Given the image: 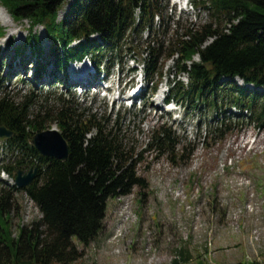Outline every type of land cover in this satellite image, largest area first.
Returning a JSON list of instances; mask_svg holds the SVG:
<instances>
[{"label": "trees", "instance_id": "16d2710c", "mask_svg": "<svg viewBox=\"0 0 264 264\" xmlns=\"http://www.w3.org/2000/svg\"><path fill=\"white\" fill-rule=\"evenodd\" d=\"M189 1L205 9L210 20L186 24L168 45L157 37L168 21L178 23L170 13L165 15L168 0H72L58 20L57 11L65 0H0V4L11 19L27 21L25 38L14 49L20 56L24 47L34 44L36 74L43 73L49 62L62 73L67 63L87 58L95 74L102 76L109 67L118 66L123 48L131 49L124 47L127 35L145 31L152 37L135 44L145 83L155 90L163 78L160 59L171 58L176 75L185 74V81L166 80L164 101L213 110L217 122L208 125L207 139L222 141L241 126L239 119L246 113L254 127L264 129V0ZM37 25L49 40L47 54L41 52L33 32ZM32 95L14 102L6 92L0 93V125L11 132L0 138L4 152L0 172L13 178L16 169L36 168L35 177L21 188L0 179V264H68L83 255V247L102 228L108 198L144 187L136 166L145 152H167L173 160L183 158L185 148L177 152L173 130L157 120L148 129L144 146L137 149L122 133L118 112L110 122L104 115L86 114L62 96L53 109L29 115ZM49 118L66 142L64 160L42 156L28 142L32 132L51 127L44 124ZM16 192L36 206L39 217L17 225L13 233L10 213ZM179 255L186 253L179 249L177 257L182 258Z\"/></svg>", "mask_w": 264, "mask_h": 264}, {"label": "rangeland", "instance_id": "374dc122", "mask_svg": "<svg viewBox=\"0 0 264 264\" xmlns=\"http://www.w3.org/2000/svg\"><path fill=\"white\" fill-rule=\"evenodd\" d=\"M71 1L65 0L60 6L56 20L66 13ZM185 1L168 0L165 15L170 13L178 23L168 21L164 31L157 34L165 45L178 37L186 24L197 26L210 20L206 10L189 8ZM0 12V93L6 92L14 102L32 93L29 115L53 109L57 97L62 96L86 114L104 115L110 122L118 112L122 133L137 149L144 146L148 129L157 120L165 121L173 130L175 150L185 148L183 158L173 160L167 152H145L136 166L137 174L145 180L144 187L135 186L129 194L108 198L102 228L83 247V255L68 264H171L173 259L178 260L175 264H264V129L254 127L246 113L239 119L241 126L222 141L207 139L208 125L217 122L213 110L204 105L192 107L184 101L170 100L175 110L163 105L165 80L180 77L185 81V74L176 75L173 60L164 56L160 59L163 78L155 90H150V83L143 79L140 100L132 105L126 99L115 100L116 80L122 78L127 88L139 78L137 72L130 71L133 62L128 58L133 56L134 62L141 58L135 44L152 37L145 31L127 35L124 47L131 49L123 48L118 66L109 67L105 74L112 91L101 90V75L95 74L87 58L67 63L62 73L49 62L43 73L36 74L34 44L24 47L20 56L14 49L25 38L27 21L11 19L1 4ZM33 32L41 52L47 54L49 40L43 27L37 25ZM8 38L11 42L6 44ZM192 59L197 60V56ZM82 67L84 75L95 77L97 88L69 84L73 75L83 73L73 74L72 70ZM235 81L245 86L241 80ZM44 124L54 128L51 118ZM3 154L0 150V160ZM0 179L7 184L13 181L2 172ZM14 196L15 208L10 213L13 233L17 225H27L39 217L36 206L23 193ZM179 249L186 253L179 255L185 256L184 260L177 257Z\"/></svg>", "mask_w": 264, "mask_h": 264}, {"label": "water", "instance_id": "95a60500", "mask_svg": "<svg viewBox=\"0 0 264 264\" xmlns=\"http://www.w3.org/2000/svg\"><path fill=\"white\" fill-rule=\"evenodd\" d=\"M10 134L8 129L0 125V138H7ZM28 142L42 156L64 160L67 155L66 142L55 127L32 132ZM14 173L13 183L16 187L21 188L35 177L36 168L32 167L27 171L16 169Z\"/></svg>", "mask_w": 264, "mask_h": 264}, {"label": "bare ground", "instance_id": "6f19581e", "mask_svg": "<svg viewBox=\"0 0 264 264\" xmlns=\"http://www.w3.org/2000/svg\"><path fill=\"white\" fill-rule=\"evenodd\" d=\"M0 18H1V12H0ZM77 72H81V73L83 72L82 75H84L85 69H83V67H82V68L77 69V70L75 68L72 70L73 74H75ZM82 75L80 77L73 75L70 79L71 81L69 82V84H72V85L73 84H80L83 88H86L89 85H96L97 84L94 76H92V78H89L86 75H84V76H82ZM159 93L161 94V92H159Z\"/></svg>", "mask_w": 264, "mask_h": 264}]
</instances>
